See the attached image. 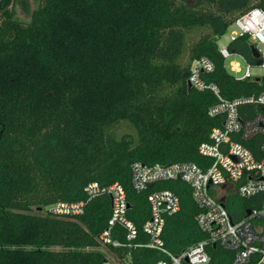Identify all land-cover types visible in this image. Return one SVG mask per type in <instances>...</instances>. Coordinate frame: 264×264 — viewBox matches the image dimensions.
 <instances>
[{
  "label": "trees",
  "instance_id": "16d2710c",
  "mask_svg": "<svg viewBox=\"0 0 264 264\" xmlns=\"http://www.w3.org/2000/svg\"><path fill=\"white\" fill-rule=\"evenodd\" d=\"M14 2L0 0V264H101L97 237L109 197L91 200L75 218L49 208L85 200L89 183H119L128 219L140 229L155 187L134 192V163L208 166L197 148L222 119L208 116L218 101L210 91L188 90L191 65L201 57L213 62L206 79L225 100L263 93L264 75L236 80L217 41L264 0H40L27 23L15 17ZM232 50L255 63L243 40ZM245 146L264 158L258 143ZM157 187L172 190L181 205L166 220L165 247L178 253L203 240L189 187ZM130 256L131 264L159 258L148 249ZM227 261L212 251V264Z\"/></svg>",
  "mask_w": 264,
  "mask_h": 264
},
{
  "label": "built area",
  "instance_id": "2783aa9c",
  "mask_svg": "<svg viewBox=\"0 0 264 264\" xmlns=\"http://www.w3.org/2000/svg\"><path fill=\"white\" fill-rule=\"evenodd\" d=\"M231 27L235 31L230 33L228 44L218 48L226 69L238 81L264 75V6L251 8ZM239 40L245 42L249 51L251 47L257 50V59L250 52L255 63L232 50V43ZM230 58L241 59L243 66L234 60L227 63ZM252 68L259 69L262 74L255 77ZM214 69L212 61L201 57L192 63L188 74L192 89L210 91L218 100L208 109V116L221 118L222 126L213 128L208 140L197 148L198 154L210 160V164L202 168L187 162L167 165L134 163L131 167L134 192L140 194L155 187L147 196L148 217L140 229L128 219L130 205L119 183L108 186L89 183L83 189L85 200L62 201L49 208L52 216L75 218L83 215L91 200L109 197L110 216L97 237L100 246L108 253L101 264H131L132 249L155 251L159 258L152 264H212V251L218 252L223 262L228 260L224 264H264V158L257 159L245 146L256 142L264 151V92L225 100L219 88L206 79ZM251 107L260 111L253 115L246 113ZM174 181H181L189 187L191 199L198 209L196 226L205 236L178 253L169 251L162 237L167 218L178 214L181 209L180 199L172 190L157 187ZM235 198L243 205L232 212L227 207ZM116 249H127L128 252L121 258L112 251Z\"/></svg>",
  "mask_w": 264,
  "mask_h": 264
},
{
  "label": "rangeland",
  "instance_id": "374dc122",
  "mask_svg": "<svg viewBox=\"0 0 264 264\" xmlns=\"http://www.w3.org/2000/svg\"><path fill=\"white\" fill-rule=\"evenodd\" d=\"M39 4H40V0H16V2H14L13 5L14 15L17 18V20H19L20 22L27 23L30 20L32 12L39 6ZM233 31H235V29L231 27L222 37L219 38V40L217 41L218 48L225 47L228 44L230 33ZM231 60L237 61L240 63L241 66H243V62L241 59L230 58L227 60V63ZM251 72L252 74H254L255 77L262 74V72L257 68H252ZM240 202L241 201L238 198H235L233 201L232 206L236 211L240 209L239 207ZM100 250L105 254V256L108 257V253L105 252L102 247H100Z\"/></svg>",
  "mask_w": 264,
  "mask_h": 264
},
{
  "label": "water",
  "instance_id": "95a60500",
  "mask_svg": "<svg viewBox=\"0 0 264 264\" xmlns=\"http://www.w3.org/2000/svg\"><path fill=\"white\" fill-rule=\"evenodd\" d=\"M250 52H251V55L253 58L257 59L259 57L257 50L254 49L253 47H251ZM187 87H188V90L191 89V85L189 82H187ZM178 180H180V177L178 178ZM150 187H151V185L148 186V188H150ZM128 207H130V206H128ZM246 213H247V215H249L250 211L248 210Z\"/></svg>",
  "mask_w": 264,
  "mask_h": 264
}]
</instances>
